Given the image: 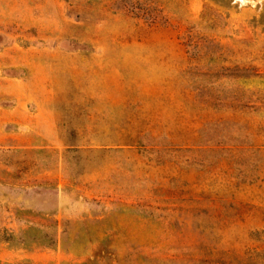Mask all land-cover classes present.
<instances>
[{"label":"rangeland","instance_id":"374dc122","mask_svg":"<svg viewBox=\"0 0 264 264\" xmlns=\"http://www.w3.org/2000/svg\"><path fill=\"white\" fill-rule=\"evenodd\" d=\"M0 119V264H264V0H0Z\"/></svg>","mask_w":264,"mask_h":264},{"label":"crops","instance_id":"0c3cea01","mask_svg":"<svg viewBox=\"0 0 264 264\" xmlns=\"http://www.w3.org/2000/svg\"><path fill=\"white\" fill-rule=\"evenodd\" d=\"M5 125V121L3 119H0V132L2 133L4 131V126ZM5 139L4 137H0V142H4Z\"/></svg>","mask_w":264,"mask_h":264},{"label":"trees","instance_id":"16d2710c","mask_svg":"<svg viewBox=\"0 0 264 264\" xmlns=\"http://www.w3.org/2000/svg\"><path fill=\"white\" fill-rule=\"evenodd\" d=\"M238 70V69H237ZM241 76H245V74L241 75Z\"/></svg>","mask_w":264,"mask_h":264}]
</instances>
